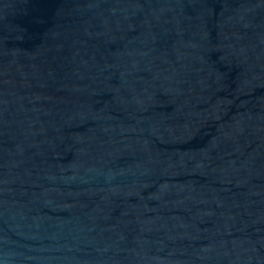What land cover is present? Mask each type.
<instances>
[{
    "label": "water",
    "instance_id": "95a60500",
    "mask_svg": "<svg viewBox=\"0 0 264 264\" xmlns=\"http://www.w3.org/2000/svg\"><path fill=\"white\" fill-rule=\"evenodd\" d=\"M0 264H264V0H0Z\"/></svg>",
    "mask_w": 264,
    "mask_h": 264
}]
</instances>
